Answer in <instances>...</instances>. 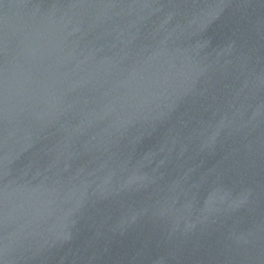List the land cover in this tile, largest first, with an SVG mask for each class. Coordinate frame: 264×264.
Segmentation results:
<instances>
[{"label": "water", "instance_id": "obj_1", "mask_svg": "<svg viewBox=\"0 0 264 264\" xmlns=\"http://www.w3.org/2000/svg\"><path fill=\"white\" fill-rule=\"evenodd\" d=\"M0 264H264V0H0Z\"/></svg>", "mask_w": 264, "mask_h": 264}]
</instances>
